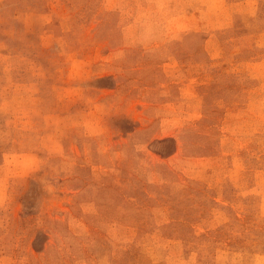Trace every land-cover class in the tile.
Masks as SVG:
<instances>
[{
  "label": "rangeland",
  "instance_id": "1",
  "mask_svg": "<svg viewBox=\"0 0 264 264\" xmlns=\"http://www.w3.org/2000/svg\"><path fill=\"white\" fill-rule=\"evenodd\" d=\"M0 264H264V0H0Z\"/></svg>",
  "mask_w": 264,
  "mask_h": 264
}]
</instances>
